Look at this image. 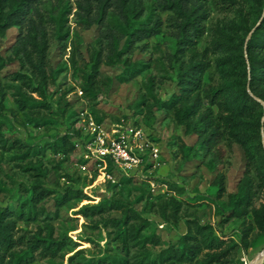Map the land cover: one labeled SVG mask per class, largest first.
I'll return each mask as SVG.
<instances>
[{
	"label": "rangeland",
	"instance_id": "rangeland-1",
	"mask_svg": "<svg viewBox=\"0 0 264 264\" xmlns=\"http://www.w3.org/2000/svg\"><path fill=\"white\" fill-rule=\"evenodd\" d=\"M104 2L34 0L20 23L0 27V56L5 61L0 71L4 138V145L0 144V207L14 213L15 236L23 238L16 251L28 250L50 225L53 238L61 239L63 247L55 255L45 256L36 249L24 264H113L119 258L132 264L143 251L129 233L111 221L127 214L125 227L134 224L140 227L141 236L153 238L145 244L151 258L177 244L187 229L193 230L199 222L210 225L229 244H236L225 264H251L264 248V236L252 227L249 247L243 250L241 228L252 223L251 214L226 216L231 209L229 194L236 190L243 170V151L220 141L216 150L197 153L191 148L195 132L190 125L186 127L174 108L163 105L179 92L180 53L176 52L178 31L172 11L162 9L164 0H138L140 13L124 15L118 0H109L102 7ZM240 8L246 13L248 5L243 3ZM235 15L234 11L212 10L197 43L198 51L210 47L218 31L229 32ZM154 22L159 23V33L124 47V32ZM221 56L217 51L206 55L208 68L202 77L206 89L221 83L216 70ZM41 57L45 97L40 94V79L33 66ZM133 64L143 71L133 73ZM95 66L97 71L91 75ZM15 72L23 77L13 78ZM17 90L48 104L21 110L16 103ZM208 105L202 98L201 108ZM211 110L215 116L217 108L211 106ZM88 116L100 119L106 128L118 124L121 129L141 131L143 161L133 175L115 167L102 172L95 165L92 169L89 164L81 167L83 119ZM242 120L243 129L248 118ZM62 135L74 142L75 150L52 151L50 140ZM250 175V201L258 206L263 189L257 185L255 173ZM129 176H134L133 180H126ZM214 176H223L225 190L220 195ZM39 190L45 195L36 199ZM63 196L56 204V198ZM100 201H117L123 206L100 215H83L84 206Z\"/></svg>",
	"mask_w": 264,
	"mask_h": 264
},
{
	"label": "trees",
	"instance_id": "trees-1",
	"mask_svg": "<svg viewBox=\"0 0 264 264\" xmlns=\"http://www.w3.org/2000/svg\"><path fill=\"white\" fill-rule=\"evenodd\" d=\"M33 1L0 0V27L20 23L26 14V9ZM104 3L102 7L107 6L109 0H105ZM243 3L248 5L246 13L240 8ZM118 6L124 15L140 13L138 0H118ZM161 7L163 10L172 11L174 15L178 31L176 52L180 53L176 75L179 92L172 94L169 100L163 101V105L174 108L176 115L185 122L186 127L190 125L195 132V146L191 148L195 147L197 153L216 150V145L220 141L237 145L243 151V170L236 190L229 194L231 209L226 216L241 218L248 213L251 214L252 223L243 225L240 233L241 247L246 250L249 247L248 236L252 227L260 236H264V146L262 143V137L264 138V0H164ZM212 10L234 11L236 13L234 26L229 32L218 31L211 46L198 51L197 43L204 34L205 22ZM245 14L249 15L248 19ZM253 28L250 38L246 41L248 33ZM157 33H159L158 22H154L151 26L131 29L129 32H124L126 36L124 47H129L134 41ZM211 51L222 53L216 63L221 83L216 88L206 89L203 86L202 77L208 68L206 55ZM185 57H188V60H185ZM4 65L5 61L0 56V71L4 69ZM33 66L39 75L40 94L45 97L42 82L45 81L46 76L42 68V57ZM96 71L95 66L91 75ZM132 71L133 73L141 72L143 68H137L133 64ZM22 77L19 72H15L13 76L15 79ZM227 94H231L230 99L226 98ZM15 96L18 108L21 110L36 107L39 104H48L47 101H36L21 90H17ZM202 98L207 100L209 104L207 108H201ZM211 106L217 108L215 116ZM2 107L0 102V110ZM242 117L248 118V124L243 129ZM95 120L101 123L100 119ZM1 143L4 145L0 129ZM50 147L54 153H70L75 150L74 142L65 135L52 138ZM88 167L92 169L94 164L91 163ZM107 169L108 171L114 169L111 162H108ZM251 172L255 173L257 185L263 189L262 201L258 206L252 205L250 201L253 180ZM133 178L134 176H129L126 180H133ZM213 183L218 184V195L224 192L223 176H214ZM43 191L39 190L35 193L36 199L44 197ZM62 199L64 196L56 198L55 203H60ZM122 206V203L117 201L112 203L100 201L95 205L84 206L81 212L87 217L100 215ZM175 209L177 210L178 206L175 205ZM13 216L12 210L0 207V264L28 263L36 249L45 256L55 255L63 247V241L53 238L52 226L47 225L44 236H38L29 244L28 250L18 253L16 248L23 244V238L15 236L16 223ZM127 217L126 214L124 219L112 218L111 221L122 231L129 233L134 245L143 251L141 257L132 264H225L236 246L234 242L229 244L224 237L216 235L210 225L196 222L193 230L188 228L177 244L169 245L162 249L157 257L151 258L145 244L148 240L153 241V238L141 236L140 227L134 224L125 227ZM103 221L104 219L100 220V222ZM154 243L158 244L159 241L156 240ZM126 259L119 258L113 264H128ZM94 264H102V262Z\"/></svg>",
	"mask_w": 264,
	"mask_h": 264
},
{
	"label": "built area",
	"instance_id": "built-area-1",
	"mask_svg": "<svg viewBox=\"0 0 264 264\" xmlns=\"http://www.w3.org/2000/svg\"><path fill=\"white\" fill-rule=\"evenodd\" d=\"M83 123L80 147L83 150L84 163L81 167L85 169L87 164L93 163L102 172L107 169L108 162H111L119 172L133 175L143 161L141 131L133 128L121 129L118 124H111L106 128L91 116L84 118ZM152 154L157 156L155 148H152Z\"/></svg>",
	"mask_w": 264,
	"mask_h": 264
},
{
	"label": "water",
	"instance_id": "water-1",
	"mask_svg": "<svg viewBox=\"0 0 264 264\" xmlns=\"http://www.w3.org/2000/svg\"><path fill=\"white\" fill-rule=\"evenodd\" d=\"M259 24V22L256 24V26ZM255 26V27H256ZM254 27V28H255ZM254 28L248 33L246 41L250 38L252 31ZM260 101V100H259ZM261 102V101H260ZM262 103V102H261ZM263 104V103H262ZM264 106V105H263ZM262 143L264 146V138L262 137ZM254 262L252 264H262L264 262V248L255 256Z\"/></svg>",
	"mask_w": 264,
	"mask_h": 264
},
{
	"label": "bare ground",
	"instance_id": "bare-ground-1",
	"mask_svg": "<svg viewBox=\"0 0 264 264\" xmlns=\"http://www.w3.org/2000/svg\"><path fill=\"white\" fill-rule=\"evenodd\" d=\"M254 259H255V257L253 258V260H254ZM253 260H252L251 264L254 262Z\"/></svg>",
	"mask_w": 264,
	"mask_h": 264
}]
</instances>
